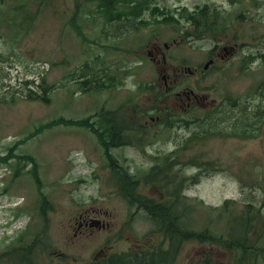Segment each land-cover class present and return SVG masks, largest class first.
Listing matches in <instances>:
<instances>
[{
	"label": "rangeland",
	"instance_id": "1",
	"mask_svg": "<svg viewBox=\"0 0 264 264\" xmlns=\"http://www.w3.org/2000/svg\"><path fill=\"white\" fill-rule=\"evenodd\" d=\"M1 1L9 5L23 2ZM82 1L84 5L76 15L74 0H26V5L22 4L32 19H24L26 12L0 8V56L11 55L9 61H0V156H8L7 160H0V264H9L8 250L33 244L32 239L18 240V237L22 230L26 234L27 227L32 234H37L36 223L44 221L42 216L35 214L39 208L48 211L53 207L48 212L45 231L52 236L53 242L46 244L41 251L43 264H80L90 249L98 250L105 244L116 243L113 248L122 251L149 240L154 228L150 217L136 210L130 197L124 201L119 191L115 192L110 185L120 186L116 177L121 179L122 165L126 170L122 171L125 177L133 174L141 180H149L134 187L149 196L158 192L157 189L164 191L162 185L167 168L155 178H145L144 174L151 171L153 162L134 147L123 149L125 154L135 156L132 161L122 164L108 161L98 132L96 136L93 128L86 126V120L94 122L98 128L102 126L104 119L98 114L102 106L114 110L125 104V109H130L133 104L130 101H134L144 108L153 94V90L144 88L159 79L163 98L171 96L165 91L177 83L199 84L209 92L211 99L221 104V110H232L236 114H256L264 110V62L250 61L242 69L244 61L238 50L241 41L234 35L236 29L245 36L242 41L245 52L253 53L256 46L264 51V0H147L150 7L144 11L143 22L129 30V35L122 36L120 41L110 40L108 32L120 16L113 19L114 23L106 22L97 13L98 6H94L91 0ZM154 4H159L165 14L155 17ZM204 5L211 7L209 17L212 20L217 19L215 11L222 9L228 18L235 20L228 24L222 36L229 42L225 39L217 41L210 36L187 38L182 33L185 29L177 19H182L186 26L187 15L200 11ZM238 15L239 19L236 18ZM74 18H77L76 24L82 27L85 24V35L96 34L98 41L81 35L76 27H72ZM30 23L38 27V38L27 33L32 26ZM254 29L258 31V40L254 38ZM65 34L66 43L59 40L65 38ZM174 39L178 45L172 47ZM219 43L237 46L229 60L222 55L219 58L213 52ZM66 45H69L68 49ZM154 45H159L167 55V62L162 66L170 64L175 70L174 74L167 71L170 75L167 82L146 53L147 48ZM127 47L131 48L128 54L125 52ZM81 54L88 55L93 62L87 63L81 59ZM206 55L215 58L216 63L203 71L204 64L200 60ZM179 64L181 70L177 68ZM186 64H195L199 71L193 75L183 70L182 66ZM109 67L112 68L108 71ZM87 73H95L96 77L107 73L106 78L110 77L109 74H116L117 78L106 88L84 90L78 78ZM31 88L39 93L47 92L50 100L34 99L36 94ZM132 90H139V95L131 93ZM239 96H242L241 100ZM199 106L209 108L203 104ZM210 115L213 114L205 117ZM205 117L203 114L200 119ZM131 124L126 121V126ZM41 125L45 126L39 128ZM196 125L192 123L191 128ZM230 126L227 122L204 125L201 134H206L198 140L191 158H199L198 153L199 159L207 162L192 165L190 158L186 163L174 164L170 170L171 176L175 175L178 180L172 187L186 185L185 201L180 203L190 208L196 206L195 212L187 209L182 228H187L189 222L206 226L211 233L206 242L191 239L185 243L179 258L181 264H193V261L194 264H206V258L216 264H233L235 251L232 247H225L221 236L228 231L226 224L235 225L238 230L245 224L234 219L224 221L221 204L227 198L242 202L243 196L250 193L251 204L256 209L262 206L264 129L260 128L256 135L240 136L226 129ZM35 128L38 132L28 137ZM183 132L181 129L180 133ZM166 139L167 130L159 136H151L152 142L163 150L168 148ZM183 176L188 177V183ZM240 202L229 201L231 210H242L246 205ZM101 206L111 210L98 211ZM214 208H219L222 216H208L211 212L219 213ZM88 209L97 210L107 224L92 236L91 248V235H75V221L82 211ZM18 213L21 215H16ZM17 216V220L7 224ZM210 219L222 220L212 223ZM154 241H160L157 234H154Z\"/></svg>",
	"mask_w": 264,
	"mask_h": 264
},
{
	"label": "flooded vegetation",
	"instance_id": "2",
	"mask_svg": "<svg viewBox=\"0 0 264 264\" xmlns=\"http://www.w3.org/2000/svg\"><path fill=\"white\" fill-rule=\"evenodd\" d=\"M154 48L161 52L160 46H154ZM162 56L164 57V54ZM154 61L156 63L161 62L156 60ZM161 70L167 71L165 67H162ZM188 71L195 73L198 69H189ZM164 81H168L167 75L166 78H164ZM154 90L155 92L158 91L157 89ZM172 97L174 98L168 97L164 101L170 111L186 112L187 114H147V112L142 111L141 106H137L134 102L131 104L130 109L126 110L125 104H122L117 110L109 111V114H115L116 117L114 118V124H106L104 157L110 162L132 161L135 156L127 155L123 151L124 147L131 146L137 148L138 152H140L144 157L149 158L151 161L168 160L170 162L175 161V163H186L187 160L191 158L190 150L191 152L195 150L198 140L206 134V132L201 134V128L192 129L191 125L192 123H198L199 120L203 119V114L205 117L207 113L194 111L190 114L191 108L197 106L198 104H203L213 109L217 108V104L214 101L208 100V94L190 84L184 85L181 91L177 90L176 94ZM150 99H152V97H150ZM153 106L157 105L154 103L150 106L148 108L149 113L156 112V108ZM178 106H181V108ZM220 112L221 114H234V112L231 111ZM145 114L147 115L145 116ZM127 117L130 118L133 123V127L129 129L126 128V123L124 122ZM180 117H182V119H180ZM263 125L260 127L261 129H264ZM181 129L184 131L182 134L180 133ZM165 130H167L166 142L169 146L166 150H163L152 142L151 136H159ZM197 136H199V138H197ZM150 146H154V148L152 149ZM197 156L201 158L198 153ZM195 158L200 160L197 157ZM123 182L126 185L125 179ZM125 189H127L126 186ZM184 190V186L171 187L169 189V195H166L165 191L157 189L158 192L150 193L149 197L152 198V204L154 205L167 206L170 203L172 204L171 206H173L176 203L185 201ZM122 195L123 200L126 201L127 197L124 194ZM99 210L111 209L100 207L98 208V211ZM35 214L38 217L42 216L44 221L43 223H41L40 220L37 222L38 226L35 227L37 234H32L27 227V234L24 238L32 239L33 244L26 247L21 246V250H19L21 258L17 264H43L41 251L44 249L46 244H51L53 242L52 236L45 234L47 227V211L43 208H39ZM78 220L75 221L77 223L75 235L78 233L91 235L89 240V247L91 248L92 236L96 232H101L103 228L107 227V224L104 223V219L95 209L82 211V214L78 216ZM34 221L35 220H33L32 223H34ZM157 221L160 223L159 220ZM164 223L165 222L161 220V224L164 225ZM118 228L120 229V227ZM162 234L163 238L159 242L149 239L144 243H138V245L130 246V248L122 251H120L119 248H113V245L116 243L105 244L103 247L98 248V250L90 249V251L81 258L80 264H143L142 260L146 259V255L143 251L150 248H155L158 251L166 250L170 246L168 235L164 234L163 229ZM149 235L152 236L153 234L150 233ZM115 241H117V239H115ZM184 245L185 243L182 244V249Z\"/></svg>",
	"mask_w": 264,
	"mask_h": 264
},
{
	"label": "bare ground",
	"instance_id": "3",
	"mask_svg": "<svg viewBox=\"0 0 264 264\" xmlns=\"http://www.w3.org/2000/svg\"><path fill=\"white\" fill-rule=\"evenodd\" d=\"M74 1L76 3V10H77L75 12V14L78 15L81 7L84 5V2L82 0H74ZM154 1H158V0H154ZM147 2H148L147 0H91V3L94 6H98L97 13L100 14L103 18H105L106 22L114 23L115 21L113 19L117 16H120L116 20V22L114 23L112 29L110 31H108L109 36H110L109 37L110 40L111 39L122 40V38H123L122 36H124V35L128 36L129 30L135 29L138 25H140L143 22L144 11H145V9L150 7V5ZM22 3H24L26 5V0H23ZM22 3H20L21 5H17V4L9 5V4H6L0 0V8H5L8 11L12 10V11H16L19 13L26 12V16L24 19L30 18L31 16L27 13L26 9L24 8L25 5ZM203 7H208L209 10L212 11V9L209 5H204V6H202V8ZM152 10H153L155 17H157L158 14H161V15L165 14V10H163L161 8V6H159V4H154L152 6ZM225 13H226V11L224 9H222L221 11L216 10L215 14L217 16V19L212 20V19H210L209 14H206V15H200L199 14L198 15L194 12L191 15H189V14L187 15L186 18L188 19V23L186 26H184L185 24H184V21L182 19H177V21H178V24L180 26L184 27L185 30L182 31V33L186 34L187 38L192 36L195 39H201V38L210 36L212 39L217 40V41L221 40V39H225L227 42H229V40H227L225 37H222V36L224 35V33H225L224 31L227 28L228 24L231 21H235V20L228 18V16L225 15ZM64 14H66L65 11H64ZM236 18L239 19L240 15H238ZM30 19H32V18H30ZM75 19H77V18H74L71 26L76 27V29L79 31V33L81 35L84 34L85 24L82 23L84 25L82 27L81 25L76 24ZM200 20H205V21L203 23V27L198 28V27H200V25L198 23V22H200ZM30 24H32V26L27 31V33L30 36H34V37L38 38L39 37L38 27L35 26L34 23H30ZM203 28H207V29L203 30ZM234 33H235L234 34L235 37H237V39H239L241 41V43H239L238 50L240 52L242 60L244 61V62H242V69H245V66L247 67L248 63L250 61L256 60L259 62H264V51L262 48H260L259 46H256V49L253 53L252 52H250V53L245 52L244 46L242 43L243 39H245V36H243V34H240L236 29H234ZM257 33H258L257 29H254V38L256 40L259 39ZM183 34H182V36L184 37ZM63 36H66V37L65 38L62 37L59 40L66 43L67 42V34H65ZM85 36L91 37L96 42L98 41V36L96 34H86ZM217 37H219V38L217 39ZM173 45H178V41L176 39L173 40L172 47H173ZM228 45H229V43L228 44H221V43L216 44L213 52L217 53L218 56L222 55L229 60L230 54H232V56H233L237 46L236 45L228 46ZM154 46H159V45H154ZM154 46L148 47L146 53L153 60V62H155L154 60L161 61L160 63L155 62V64H156L157 69L159 70L160 74H162V76H164L163 77V80H164V78H166V75H167V77L170 76L167 73V71L171 70L172 74H174L175 70L172 68V66L170 64H168L167 67L162 66L167 62V59H168L167 55L164 52H162V50H161V52H159L157 49L154 48ZM68 47H69V45H66L67 49H68ZM220 47L222 48V50L218 51V48H220ZM216 48H217V51H216ZM125 52L126 53L131 52V48L127 47V50ZM137 53L140 54L139 52H137ZM160 54H161V58H160ZM163 54H164V57L162 56ZM80 57H81V59H84L87 63L93 62V59L88 57V55L86 56L85 54H81ZM10 58H11V55H1L0 61H2V62L9 61ZM163 58L165 60V63H164ZM219 58H220V56H219ZM89 59H92V60H89ZM200 62L204 64L203 71H205V70L209 69V66H213L216 63V59L211 57L210 55H206V56L201 58ZM162 67H165L167 71L161 70ZM111 68L112 67H109L108 71L111 70ZM177 68L179 70H181L180 64L178 65ZM182 68H183V70H186V71H188L189 69L194 70L195 68H197L199 71V68L196 67L195 64H186V65L182 66ZM106 71H107V69H106ZM188 72H190V71H188ZM197 72L192 73V74L194 75ZM257 74H258V72H256V75ZM106 75H107V73L103 74L100 77H96L95 73H92V74L87 73V74L80 76L78 79H79L81 87L84 90H89L92 87H99L100 89H103V88L110 86L111 84H114V82L117 78L116 74H109L110 75L109 78H106L105 77ZM167 80H168V78H167ZM188 84H190V83H188ZM185 85H187V84H185ZM190 85H192V84H190ZM183 86H184L183 84L177 83V84L173 85L172 87L167 88L165 91V94L166 95L170 94L171 95L170 97H172L176 94L177 90L181 91ZM192 86L197 88V89H200L201 91L208 94V96H209V92L204 90L199 84L196 86L195 85H192ZM159 87H160V83H159V79H158L156 81H152L151 83H148V86L146 88H144V89H147L146 91L153 90V94L150 95V97H152V99H150V103L149 104L146 103V106L144 108L141 107L142 111L147 112V114H177V112L170 111L169 107L165 105L164 101L169 96L163 98L162 97L163 91ZM154 89H157L158 91L155 92ZM31 91L35 92V94H36L35 96H33L34 99H40L42 101H49L50 100V96L48 95L47 92L39 93L37 91L32 90V88H31ZM131 93L139 95L140 92H139V90H132ZM241 97L242 96H239V100L242 99ZM159 99H163L161 103L156 102ZM208 100L214 101L217 104V108H213V109L212 108H206L205 106H199V104H198L197 106L191 108L190 114H192L194 111H196V108H199V110L196 112L201 111V112H205L207 114H221L220 111L234 112L232 110H221L220 109L221 104H218L215 101V99H211L210 96L208 97ZM130 102H134V101H130ZM154 103L157 105V106H153L154 108H156V112L155 113H149L148 108L150 106H152ZM229 105L231 106L232 104L230 103ZM233 105H234V102H233ZM231 107H233V106H231ZM103 111L105 112V114H109V111H113V110L107 108L104 105L98 111V114H101V112H103ZM234 114H236V112H234ZM243 114H247V113H243ZM256 114H264V110L257 112ZM256 133H257V131L254 133L248 132L249 135L256 134ZM237 134H239L240 136H243L239 132H237ZM263 140H264V138H263ZM168 146H169V144H168ZM126 147H131V146H126ZM126 147H124L123 149H125ZM190 153H191V150H190ZM191 157H192V155H191ZM206 162L207 161H205L204 159L197 160L196 158H191V160L189 161V163H192V165H202V163H206ZM135 178L136 177L134 176L133 177L134 181H136ZM183 180L186 183H188V177L187 176H183ZM250 197H251L250 193H246L243 196L244 200L242 202H240V200H238V199L234 200V199L227 198L222 202L221 205H224L227 201L228 202L229 201L240 202V203H243L245 205L248 203L251 204ZM131 205H133V207L135 209H138L141 212H144L147 216L152 217V212H151V209L149 208L150 204L142 205L139 203L131 202ZM165 207H166L165 209H167V212H168V215L165 217L166 220H168L169 223H171L172 225H178V226L182 227L183 221L172 212L171 204L169 203L167 206L165 205ZM207 210H210V208H207ZM184 231L187 234H189L188 228H185Z\"/></svg>",
	"mask_w": 264,
	"mask_h": 264
},
{
	"label": "trees",
	"instance_id": "4",
	"mask_svg": "<svg viewBox=\"0 0 264 264\" xmlns=\"http://www.w3.org/2000/svg\"><path fill=\"white\" fill-rule=\"evenodd\" d=\"M196 14L200 15H206L211 13L208 7H203L200 9V11L195 12ZM205 20H200L199 25L201 28L203 27V23ZM207 29V28H203ZM264 114H219L215 116V114L210 115L206 117L204 120H199L200 122L196 125V128H202L204 125H207L208 123H218L221 124L223 122L229 123L231 126L226 128L228 130H232L233 132H239L242 135L250 133H254L258 131L260 127L264 124ZM264 126V125H263ZM238 128V131L235 129ZM98 137L101 139L103 144L105 143V135H106V128L100 127L98 129ZM1 159L7 160L8 156H0ZM113 163V162H111ZM167 162H161L156 161L153 163L151 171L147 174H144L145 178L152 177L155 178L157 175L161 174L165 168L166 169V176L163 181L164 191L166 192V195H169L168 189L169 187H172L174 183L178 182L175 175L170 174V170L172 169L175 161H173L169 166ZM133 174H128L127 177H125L124 172L121 174V179L118 180V183H120L123 186H126L130 198L132 199L133 203H139L142 205H148L150 204V209L152 212V218L155 223H158L157 220L160 221L163 220L165 223L164 225L161 224L164 234L168 235V239L170 241L171 246H178L179 238L182 241L185 240H191V239H197V240H203L207 241L208 236L211 234L209 230H207L206 226L199 227L195 224L191 223L187 228L189 229V234L186 232H183V228L178 225H172L169 223L168 220H166V216L168 215L167 209H165V205H154L152 204V198L146 196L139 190L134 189L136 188L140 183L143 181H149L148 179L141 180L140 178H135L136 181L133 179ZM124 179L126 181V185L124 184ZM264 187V186H263ZM187 209H191V212H195L196 206L193 205L191 208H187L186 206H183L182 203L175 204L174 207V214L178 216L181 220L185 218L186 220V213ZM221 209L223 211L224 215V221L227 220H240L245 224V227L241 230H238L235 228V225L230 226L226 224L228 227V231L223 234L221 237L225 241L226 246L228 248H233L236 250V253H234V263L233 264H261L262 261H264V257H262V251L264 250V245L259 243L260 238L264 235V199L262 201V206L259 208H255L254 204H246V206L239 211H232L229 202L227 201L224 205L221 206ZM214 210H219V213L217 212H211L210 215L219 216L221 214V211L219 208H214ZM193 218V216H191ZM217 220L222 219H210L209 222L215 223ZM1 258V255H0ZM206 264H216L213 260L209 261V258H206ZM152 264H162L160 261L153 260Z\"/></svg>",
	"mask_w": 264,
	"mask_h": 264
}]
</instances>
